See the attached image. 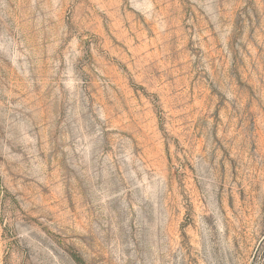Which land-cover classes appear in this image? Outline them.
<instances>
[{
    "label": "rangeland",
    "instance_id": "rangeland-1",
    "mask_svg": "<svg viewBox=\"0 0 264 264\" xmlns=\"http://www.w3.org/2000/svg\"><path fill=\"white\" fill-rule=\"evenodd\" d=\"M0 264H264V0H0Z\"/></svg>",
    "mask_w": 264,
    "mask_h": 264
}]
</instances>
